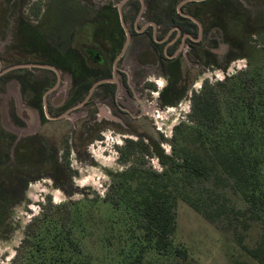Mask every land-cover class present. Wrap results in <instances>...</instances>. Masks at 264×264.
I'll return each instance as SVG.
<instances>
[{
	"label": "rangeland",
	"instance_id": "374dc122",
	"mask_svg": "<svg viewBox=\"0 0 264 264\" xmlns=\"http://www.w3.org/2000/svg\"><path fill=\"white\" fill-rule=\"evenodd\" d=\"M119 1L0 0V68L34 63L62 70L66 56L76 48L74 36L84 32L80 40L86 42L92 30V26L80 29L83 23L99 17L103 5ZM183 12L215 26L206 25L216 35L204 42L206 46L209 42L215 52L209 56L196 48L187 55L185 74L193 81L187 82L185 97L169 110L163 109L158 99V90L166 81L157 71L149 70L155 83L153 94L141 86L136 104L123 97L132 117L124 118V112L112 103L106 115L111 111L117 117L116 123L107 119L97 123L98 112L94 111L87 124L86 109H79L65 124L50 123L51 134H40L39 129L46 128L43 122L32 126L31 119H21L17 111L23 93V85L16 81L17 73L0 80V264H30L32 260L48 264L55 259L51 248L56 231L44 229L38 238L31 236L29 243L24 242L34 233L32 221L46 212L60 221L70 219L68 226L86 257L90 254L96 264L129 263L136 252L126 247L123 250L119 239L127 220L134 215L132 192L138 185L132 179L142 178L128 173L133 169L163 173L165 168L155 155L124 149L126 142H153L168 156L174 155L173 144L184 150L194 148L190 130L197 126L189 121L190 100L206 82L224 84L219 89L227 127L242 123L246 114H242L240 105H234L230 92L232 85L242 81V90L235 94L241 95L247 86L248 98L251 89L264 81V0H200L183 8ZM127 48L126 37L125 51ZM125 61L121 66L128 72L130 65ZM241 73L242 77L234 79ZM7 81L8 86H4ZM178 127L182 130L177 131ZM22 142L31 145L28 152L18 150L16 145ZM127 180H131L129 184ZM257 237L258 229H254L250 245ZM41 239L42 251L31 253V246ZM175 243L188 251V264H259L240 249L231 234L183 200L177 205ZM145 264L175 262L148 254Z\"/></svg>",
	"mask_w": 264,
	"mask_h": 264
},
{
	"label": "trees",
	"instance_id": "16d2710c",
	"mask_svg": "<svg viewBox=\"0 0 264 264\" xmlns=\"http://www.w3.org/2000/svg\"><path fill=\"white\" fill-rule=\"evenodd\" d=\"M242 83L232 85L230 93L234 105H240L246 115L242 123L234 122L229 127L221 105L219 87L223 83L213 86L206 82L201 92L192 95L189 121L197 128L190 130L194 145L191 150L173 144L174 155L168 156L156 143L126 142L124 149L155 155L165 168L163 173L138 169L128 173L142 179H132L138 185L132 192L134 215L127 220L119 239L123 250L126 247L136 252L127 264H145L148 254L171 259L175 264L189 263L188 251L175 243L179 200L231 234L242 251L264 264V81L251 89L248 98L245 85L241 95L235 94L242 90ZM174 137L178 140L177 134ZM69 221L50 218L46 212L32 221L34 233L24 242L29 243L31 236L38 238L44 229L54 230L51 250L55 259L48 264H96L90 254L86 257ZM254 229H258V237L250 245ZM43 242L41 239L31 246V253H40ZM30 264L39 263L32 260Z\"/></svg>",
	"mask_w": 264,
	"mask_h": 264
},
{
	"label": "flooded vegetation",
	"instance_id": "af4514ba",
	"mask_svg": "<svg viewBox=\"0 0 264 264\" xmlns=\"http://www.w3.org/2000/svg\"><path fill=\"white\" fill-rule=\"evenodd\" d=\"M169 1L126 0L122 8L129 3L133 11L132 18H127L126 28L117 7L120 1L114 5H103L101 15L93 21H87L80 28L92 26L86 42L80 40L84 32L74 36L76 48L66 56V64L62 70L52 65L34 63L1 67L0 80L8 78L11 73H17V84L23 85L22 98L17 107L21 119L23 116L30 118L32 126L34 122L37 124V121H42L46 128H40L38 132L51 134L53 129L49 127L50 123L65 124L69 115L79 109H86L87 124L94 111L98 112L97 123L102 124L104 119L116 123L117 117L111 111L109 116L106 115V110L112 103L124 112V118H130L132 115L123 103V97L136 104L137 89L141 86H145V91L153 94L151 89L155 88V83L149 70L157 71L166 81L162 89L158 90L159 103L163 109L169 110V107L177 105L185 97L187 82L193 81L186 77L185 58L196 48H201L209 56L215 52L209 42L208 46L204 43L215 33L214 29L207 30L206 25L215 26L201 23L193 13L183 12V8L200 0H173V4ZM112 9L119 12V28L122 32L114 30L110 34V41L103 43L98 39L99 31L102 20H105L103 17ZM108 16L109 21L115 19L111 14ZM126 37L128 48L125 51ZM141 44L147 45L139 58L142 69L136 71L130 66L127 72L121 66L122 62L134 45ZM8 84L9 81L4 86ZM16 146L18 150L27 152L31 148L25 142ZM6 175L9 176V173Z\"/></svg>",
	"mask_w": 264,
	"mask_h": 264
},
{
	"label": "crops",
	"instance_id": "0c3cea01",
	"mask_svg": "<svg viewBox=\"0 0 264 264\" xmlns=\"http://www.w3.org/2000/svg\"><path fill=\"white\" fill-rule=\"evenodd\" d=\"M126 2V0H121L118 4L117 7L119 8L120 11V16L122 18V23L124 25V27L126 28V25L128 26L127 22V18L130 19L132 18L131 16H133V11H132V7L129 3H127L123 8V4ZM109 14H105V16L103 18H105V20H102V28L100 34L98 35V39L99 41L103 42V43H108L110 41V34L115 30H118L120 32H122L121 28H119V12H117L115 9H112V11L108 12ZM112 15L115 17L114 20L109 21V16L108 15ZM127 21V22H126ZM122 34V33H121ZM146 44H141V45H134V47L127 52L126 56H125V62L132 66L136 71L142 69L141 67H143L142 65H140L139 63V58L140 55L142 54V52L146 49ZM140 67V68H139Z\"/></svg>",
	"mask_w": 264,
	"mask_h": 264
}]
</instances>
